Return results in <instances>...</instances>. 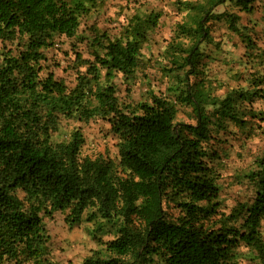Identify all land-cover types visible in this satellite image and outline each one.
<instances>
[{
  "label": "trees",
  "instance_id": "16d2710c",
  "mask_svg": "<svg viewBox=\"0 0 264 264\" xmlns=\"http://www.w3.org/2000/svg\"><path fill=\"white\" fill-rule=\"evenodd\" d=\"M256 2L264 0H173L183 17L166 49L170 96L132 103L115 79L130 85L146 69L142 49L161 11H134L116 35L90 26L80 37L103 0H0V264H58L48 222L60 212L72 227L88 210L99 235L112 224V238L96 237L100 248L80 264H238L240 247L264 264V19L255 30L219 14L243 44L246 87L218 97L198 79L215 9L251 13ZM57 37L85 42L71 82L48 57ZM180 106L193 122L178 120ZM69 120L105 121L117 160L81 156L80 129L60 136ZM228 123L262 145L243 177L247 195L225 210L212 132Z\"/></svg>",
  "mask_w": 264,
  "mask_h": 264
},
{
  "label": "rangeland",
  "instance_id": "374dc122",
  "mask_svg": "<svg viewBox=\"0 0 264 264\" xmlns=\"http://www.w3.org/2000/svg\"><path fill=\"white\" fill-rule=\"evenodd\" d=\"M150 10L161 11L163 15L142 49L146 69L139 72L135 82L130 85L123 83L119 77L115 79L121 97L132 103L145 101L150 93L170 96L171 91L168 89L174 84V78L166 72L171 65L166 49L172 41L176 25L183 17V14L177 13L173 0H103L99 9L83 20L79 32L80 37H84L87 28L94 26L99 31L116 35L127 15L134 11ZM223 11L238 16L236 23L238 27L250 29L256 24L255 30H258L264 19V2H256L251 13L240 11L232 4L218 6L215 9L218 18L209 22L210 41L202 44L204 54L199 59L201 67L198 79H202L211 93L218 97H223L232 88L246 87L242 80L245 74L244 47L238 35L230 30L224 18L220 17L219 14ZM53 45L48 51V57L58 59L61 63L56 75L71 82L70 67L73 53L81 50L86 56L85 42L80 43V39L57 37ZM64 67L66 70L61 71ZM190 81H194V78L190 77ZM261 106L260 103L253 104L254 108ZM178 108V120L193 122L188 108L183 106ZM75 128L80 129L84 138L81 156L93 158L101 155L117 160L116 140L105 121L95 120L88 124L73 120L63 121L60 136L67 137ZM212 135L214 137L212 142L219 155L215 169L219 175L217 183L220 187L221 207L228 210L238 197L247 195L243 177L254 166V156L262 145V139L255 136L245 137L230 123L227 124L225 131L212 132ZM88 212L90 210L86 211L80 222L72 227H68L64 222V214L60 212L48 222L53 258L58 264H80L93 250L100 248L101 241H109L112 238L111 233H108L113 229L112 224H107L106 232L99 235L96 233L97 223L87 220ZM237 260L238 264H255L248 249L243 247L237 250Z\"/></svg>",
  "mask_w": 264,
  "mask_h": 264
}]
</instances>
